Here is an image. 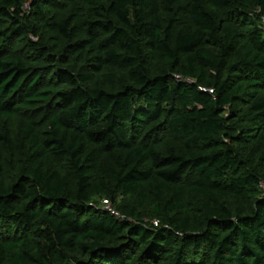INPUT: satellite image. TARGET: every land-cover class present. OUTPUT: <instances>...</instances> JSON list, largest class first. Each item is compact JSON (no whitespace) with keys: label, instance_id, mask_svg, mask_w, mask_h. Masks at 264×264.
I'll return each instance as SVG.
<instances>
[{"label":"trees","instance_id":"16d2710c","mask_svg":"<svg viewBox=\"0 0 264 264\" xmlns=\"http://www.w3.org/2000/svg\"><path fill=\"white\" fill-rule=\"evenodd\" d=\"M26 1L36 17L54 2L0 0V17L10 22L0 42V264L9 251L15 264H128L136 251L148 264H264V143L263 162L252 166L234 146L239 136L230 124L235 94L264 90V0H82L93 17L81 28L86 42L63 52L90 47L94 72L113 67L128 84L86 87L85 66L54 65L51 79L67 88L52 99L44 71L4 46L18 38L31 55L55 61L47 46L28 38L35 32ZM220 22L247 29L237 39ZM47 26L55 36H70L67 19ZM237 40L242 50H234ZM206 42L234 55L230 75L205 76V69L223 67ZM146 49L164 63L160 73L146 66ZM245 94L264 140V94ZM14 113L24 116L20 138L34 149L26 152L30 164L7 182L13 167L3 152L14 145L25 153L2 128ZM161 133L175 137L177 147L162 153ZM146 189L164 209H155L157 226L134 205L119 216L92 202L119 192L141 204ZM229 194L255 196L250 211L233 213ZM189 198L202 201L197 217L181 212Z\"/></svg>","mask_w":264,"mask_h":264},{"label":"rangeland","instance_id":"374dc122","mask_svg":"<svg viewBox=\"0 0 264 264\" xmlns=\"http://www.w3.org/2000/svg\"><path fill=\"white\" fill-rule=\"evenodd\" d=\"M185 0H180L179 3H183ZM32 5L26 1L23 6V10L28 16L30 22L34 25L33 34H29L28 38L33 42H39L48 47L50 54L54 56L55 61L47 62L45 59L40 60L38 56H33L27 51L26 41L20 42V39L15 38L11 41L5 43L6 50H21V53L25 56V58L29 61V66L33 68H40L44 71V81L46 85H49L52 93L50 94V98L59 92L67 88V85L59 82H55L51 79V70L54 68V65L57 67L63 66L66 69L78 71L82 66H85L86 69L83 71L85 73L90 74V79L86 84V87H92L96 82L100 84V86L104 89H113L117 90L121 84H128V80L125 74H122L115 70L113 67H103L99 72H94V65L91 60L94 56V52L92 48L85 47L81 48L77 53H64L63 48L66 46H72L77 43L86 42L85 36L81 33L82 25L84 26L86 21H92L93 17L90 14L87 7L83 4L82 0H54V2H50L47 5L42 6L43 16L36 17L34 15V10L31 9ZM207 10L212 11L219 16V11L210 7H207ZM67 19L69 23L70 36L69 38H64L63 36H55L47 26L48 22H60L61 20ZM221 26L229 27L232 34L237 36L239 39V35L243 34L246 27L241 30V28L236 27L234 23H222ZM10 26V22L3 17H0V42L4 41L2 38H6V34L9 33L8 27ZM237 40L235 42L234 50H242L243 44L238 43ZM204 48L210 51L212 54L220 57L223 60V67L219 71H213L211 69H205L204 74L206 77H211L214 73L220 74L222 77H226L230 75V71L227 69L228 65L235 63L236 59L234 55L227 51L223 54L222 47L217 44L206 42L204 44ZM146 66L150 70L152 74H158L161 70L165 68L162 60L153 52L146 49ZM61 56H63L61 58ZM109 74H113L112 78H109ZM179 75V74H178ZM177 74H173L175 77H179ZM191 81H194L191 78ZM45 85V84H44ZM203 86V85H201ZM245 92H251L256 94V96H260L264 94L263 89H256L254 87H248L242 89V91L238 94H235L234 102L232 103V119L230 120V124L234 128L231 132L234 135L239 136V141L234 143V146L237 148L239 155L246 161L252 162V166L259 167L260 162V151L264 140L259 138L262 134V130L259 129L256 121L253 119L252 111L249 109L248 99ZM38 106V104L36 105ZM228 113L227 111L224 114ZM25 123L24 116L21 113H14L8 119L3 121V130L9 133V136L13 143L22 144L23 151L25 153L20 152L16 146H12L11 150L4 151V163L10 162L13 167L12 171L7 174L6 180L7 182H11L15 179L17 173L19 172L20 167L24 164L29 165L31 159H28L26 152L28 149L33 150L34 148L30 146L29 141L20 138V132ZM150 126V125H148ZM46 122H41L38 125L39 129H45ZM179 144L178 140L170 134L161 133L160 141L157 142V147L164 153V147L169 146L176 148ZM263 162V161H262ZM262 179L259 181V188L262 192L264 189V169L262 171ZM264 194V193H262ZM114 199L111 200L106 195L96 196L92 199V202L102 208L106 209L107 206L110 209L116 212V215H123L122 211L124 206L126 205H134L137 208L142 220L146 222L148 225H154V221L158 220V215H156L155 209L157 207L160 208L161 213L163 214V207L159 201L153 199V194L150 190L146 189L145 197L142 203L140 204L135 196L123 195L119 192H115L113 194ZM187 197V194L185 198ZM255 196L248 197L247 199H239L233 197L231 194L227 195L225 200L226 205L231 209L233 213H236L238 210L242 211V213H247L250 211L251 206L253 205ZM103 200H108L107 206L103 202ZM202 202L201 199L192 200L189 198V201L184 202L182 207V214L189 215L191 217L199 216V213L196 208V204ZM116 208H120L116 209ZM159 221V220H158ZM159 224V222H158ZM30 236V235H29ZM31 237V236H30ZM138 251L132 255L131 261L128 264H148V262H143V260L138 257ZM3 264H15L12 258V252L9 251L5 257ZM156 264V263H152ZM166 264V263H162Z\"/></svg>","mask_w":264,"mask_h":264},{"label":"built area","instance_id":"2783aa9c","mask_svg":"<svg viewBox=\"0 0 264 264\" xmlns=\"http://www.w3.org/2000/svg\"><path fill=\"white\" fill-rule=\"evenodd\" d=\"M260 25L264 29V16H262V18H261ZM209 91L211 92L212 90L210 89ZM262 193H264V189H262ZM103 202L106 204L105 206H107L108 200H103ZM106 209L116 214V212L114 210L110 209V207L107 206ZM153 223H154V226H157L158 220H155Z\"/></svg>","mask_w":264,"mask_h":264}]
</instances>
